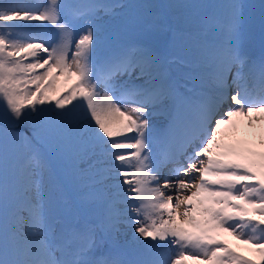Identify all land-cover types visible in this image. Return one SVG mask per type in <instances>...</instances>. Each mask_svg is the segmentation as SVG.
Instances as JSON below:
<instances>
[{
    "label": "snow or ice",
    "instance_id": "6c2138e0",
    "mask_svg": "<svg viewBox=\"0 0 264 264\" xmlns=\"http://www.w3.org/2000/svg\"><path fill=\"white\" fill-rule=\"evenodd\" d=\"M203 7L0 0V264H264V152L230 139L264 121V55L250 5Z\"/></svg>",
    "mask_w": 264,
    "mask_h": 264
},
{
    "label": "rangeland",
    "instance_id": "374dc122",
    "mask_svg": "<svg viewBox=\"0 0 264 264\" xmlns=\"http://www.w3.org/2000/svg\"><path fill=\"white\" fill-rule=\"evenodd\" d=\"M162 0H104V2H130V3H134V4H140V3H154V4H158L161 5ZM208 1V0H207ZM251 2H253V0H250ZM254 5H257V1H259L257 7L261 4V0H254ZM209 2L213 5H218L221 3H224L225 0H209ZM163 5V4H162ZM261 5H264V0L262 2ZM261 5L259 7H261ZM256 7V9H257ZM256 9L251 13V15L255 14ZM201 14V13H200ZM262 19H264V12L262 15ZM34 23H38V22H34ZM117 22H110L109 27L111 29V26L116 24ZM136 37V33L134 31H129L126 34V38L127 39H134ZM54 75H59V72H55ZM64 77H60V80L58 81V91L55 93H49L50 96H52L53 98V105H45V107H51L54 106V102L55 99L58 97H61L63 95L67 94L68 88H66L64 86ZM70 87V85H69ZM80 101H73V105L76 103H79ZM73 105H69L68 107H72ZM59 111V110H57ZM248 125V120H247V124H246V128L244 129H240L238 132H236L230 139H244L246 141V144L248 147H251L254 151L256 152H264V143H262V141H264V121H257L255 122L254 126L249 128L247 127ZM20 127V132L19 133H24L26 132L28 134V132L30 131V129L28 128V126L26 125H19ZM25 127V129H24ZM240 127H241V123H240ZM9 131L13 132V133H18V132H14L11 129H9ZM181 211H183V206L181 207ZM224 239H226L233 247L236 248V250L238 252H241L243 255L248 256L250 259H254V260H258V257L253 255V253L250 251L249 246L247 245H243L240 244L238 241L235 240L234 237L232 236H228L225 235ZM126 241H132L131 243V248L133 247V237H132V233L129 231L128 234L126 236H121L119 238L118 244L119 242H126ZM120 245V244H119ZM120 247L124 250L128 249V246H122L120 245ZM188 262H190V264H206V262L204 260H199V261H194V260H189Z\"/></svg>",
    "mask_w": 264,
    "mask_h": 264
},
{
    "label": "bare ground",
    "instance_id": "6f19581e",
    "mask_svg": "<svg viewBox=\"0 0 264 264\" xmlns=\"http://www.w3.org/2000/svg\"><path fill=\"white\" fill-rule=\"evenodd\" d=\"M264 46L263 45H259V48H263ZM263 50H264V48H263ZM252 56V55H251ZM178 72V70H176V73ZM246 119L247 118H241V127H240V129L242 130L243 128L245 129L246 128V123H247V121H246ZM240 140V139H239ZM240 141H242V142H246L244 139H241ZM245 146H247V145H245ZM248 147V146H247Z\"/></svg>",
    "mask_w": 264,
    "mask_h": 264
}]
</instances>
